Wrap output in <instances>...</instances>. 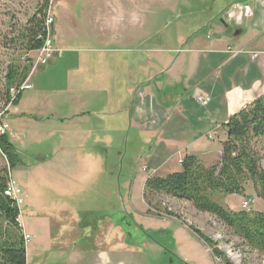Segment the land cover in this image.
<instances>
[{
	"label": "crops",
	"instance_id": "0c3cea01",
	"mask_svg": "<svg viewBox=\"0 0 264 264\" xmlns=\"http://www.w3.org/2000/svg\"><path fill=\"white\" fill-rule=\"evenodd\" d=\"M178 2L180 16L174 24L164 16L167 33L156 40L153 20L139 22L136 5L124 0H67L61 17L53 12V59L37 69L7 120L19 163L24 152L50 149L34 155V167L60 200L53 208H65L58 213H110L104 225L121 228L116 199L142 193L149 209L150 177L180 171L187 156L216 164L223 126L264 96V0ZM77 5L81 18L71 11ZM195 93L210 97L209 106ZM74 223L77 236L51 264L144 263L123 238L78 245L89 223ZM24 233L30 235L25 226ZM56 236L46 240L52 245Z\"/></svg>",
	"mask_w": 264,
	"mask_h": 264
},
{
	"label": "rangeland",
	"instance_id": "374dc122",
	"mask_svg": "<svg viewBox=\"0 0 264 264\" xmlns=\"http://www.w3.org/2000/svg\"><path fill=\"white\" fill-rule=\"evenodd\" d=\"M66 1H54L53 12L56 18L61 17V9H70ZM124 1L136 5L134 16L138 17L139 22L144 24L150 18L153 20L151 32L155 40L167 33L166 28L164 29V16L167 19L170 17L174 24L176 15L180 16L181 13L179 0H153L152 4L146 3L147 0ZM44 2L45 0H0V94L5 92V78L10 65H24L27 59H32L33 66L36 53L26 52L20 33L28 27L29 20L41 9ZM48 6L51 9V0ZM83 9V5H77L72 6L71 11L77 18H81ZM172 31L171 27L169 32L173 33ZM3 107L4 104H0V111ZM261 145L264 148V142ZM261 151L264 158V150ZM48 152L49 148H45L43 152L32 150L30 157L24 152L21 156L22 162L10 171V176L22 191L24 204L21 206V215L26 231L32 236L26 245L27 264H51L50 257L57 249L70 248L65 243L69 238L77 236L78 229L73 228L76 220L79 223H89L88 238L78 241V245H90L92 248L95 241H99L100 245H113L123 238L126 245L134 248L144 258L143 264H224L190 228L199 230L209 238L231 264H264V257L214 216L197 211L189 202L171 197L152 198L149 210L142 199V193L134 199L129 197V193H123L119 200L116 199V204L121 205L114 208L119 214L117 216L122 219L121 223L116 221L121 226L118 229H110L104 225L111 219L110 213L100 212L88 215L87 218L79 214L60 213L65 208H53V200H60L52 197L51 183L43 181L42 175L34 167L38 159L34 155L40 157ZM0 168H8L7 160L1 152ZM262 169L264 170V159ZM28 170L29 175L26 172ZM251 195H254L253 189L248 184L245 196L219 195L215 200L232 211L246 208L264 212V201L255 195L254 199L248 201L246 197ZM246 201L251 204L249 208L246 207ZM57 209L61 211L58 213ZM51 232L57 233L53 240L55 245L46 240ZM74 240L76 242V238Z\"/></svg>",
	"mask_w": 264,
	"mask_h": 264
},
{
	"label": "trees",
	"instance_id": "16d2710c",
	"mask_svg": "<svg viewBox=\"0 0 264 264\" xmlns=\"http://www.w3.org/2000/svg\"><path fill=\"white\" fill-rule=\"evenodd\" d=\"M45 0L41 9L29 20L28 27L21 31L25 50L34 53L44 41V20L49 8ZM24 65H10L5 78V92L0 94V104L10 101V89L19 88L32 70V59ZM21 94L14 101L16 105ZM226 140L222 145L220 160L211 166L195 156H187L181 170L165 177H150L144 189V199L151 207V199L171 197L189 202L199 212L210 214L229 228L251 249L264 257V212L243 209L232 211L215 200L216 196H245L246 186L251 184L254 195L264 201V96L232 116L223 126ZM0 152L8 168H0V264H27L26 243L22 228L17 223L20 209L5 191L10 171L19 164V157L7 135L0 136ZM254 195L247 196L249 200ZM251 206V205H250ZM153 211V209H151ZM191 232L212 249L214 256L224 264H231L214 243L199 230Z\"/></svg>",
	"mask_w": 264,
	"mask_h": 264
},
{
	"label": "built area",
	"instance_id": "2783aa9c",
	"mask_svg": "<svg viewBox=\"0 0 264 264\" xmlns=\"http://www.w3.org/2000/svg\"><path fill=\"white\" fill-rule=\"evenodd\" d=\"M55 0H51V9L49 6V9L47 10L46 17L44 20V35L40 37L44 41V45L41 49L37 50L36 57L33 60V66L30 74L28 75L27 79L24 81V83L19 87H15L10 89V101L5 107L2 108L0 111V136L7 135L10 130V125L7 120V117L9 115V112L11 109L14 107V101L17 98L19 94H21L25 90H29L32 88L31 84V79L34 76L35 72L37 69L40 67L47 66L51 60L53 59V54H54V45H53V26H54V15H53V4ZM195 100L203 107L209 106L211 99L208 96H203L200 94L195 93L194 94ZM183 162V161H182ZM182 164V163H181ZM143 172H146L147 169L143 168ZM5 194L7 197L12 199L13 201L16 202L17 206L20 209L21 212V206L24 204V199L22 198V191L21 189L17 186L15 181L12 179L10 176L9 182L7 185V189L5 191ZM246 207H250V203L247 202ZM246 209V208H245ZM17 223L20 228L23 230L24 234V240L26 245L31 241L32 237L30 235H27L24 233V225H23V217L20 213V215L17 218Z\"/></svg>",
	"mask_w": 264,
	"mask_h": 264
}]
</instances>
